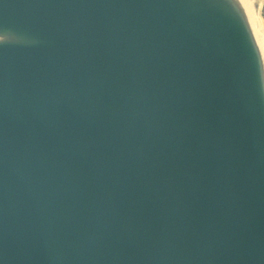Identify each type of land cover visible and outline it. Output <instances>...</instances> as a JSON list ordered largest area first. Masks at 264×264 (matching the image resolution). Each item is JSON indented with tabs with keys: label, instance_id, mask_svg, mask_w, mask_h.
Wrapping results in <instances>:
<instances>
[{
	"label": "water",
	"instance_id": "obj_1",
	"mask_svg": "<svg viewBox=\"0 0 264 264\" xmlns=\"http://www.w3.org/2000/svg\"><path fill=\"white\" fill-rule=\"evenodd\" d=\"M0 34V264H264L238 0H0Z\"/></svg>",
	"mask_w": 264,
	"mask_h": 264
},
{
	"label": "rangeland",
	"instance_id": "obj_2",
	"mask_svg": "<svg viewBox=\"0 0 264 264\" xmlns=\"http://www.w3.org/2000/svg\"><path fill=\"white\" fill-rule=\"evenodd\" d=\"M256 14L255 25L264 45V0H249Z\"/></svg>",
	"mask_w": 264,
	"mask_h": 264
},
{
	"label": "bare ground",
	"instance_id": "obj_3",
	"mask_svg": "<svg viewBox=\"0 0 264 264\" xmlns=\"http://www.w3.org/2000/svg\"><path fill=\"white\" fill-rule=\"evenodd\" d=\"M238 2L240 3V5L242 6L243 10L245 11V13L247 14L249 20H250V23H251V26L252 28L254 29V33L256 35V38L258 40V43H259V46H260V49L262 51V55L264 57V45L263 43H261L258 39V35L259 33L255 30L254 28V25H255V19H256V14L253 10V6L251 4V2L249 0H238Z\"/></svg>",
	"mask_w": 264,
	"mask_h": 264
},
{
	"label": "snow or ice",
	"instance_id": "obj_4",
	"mask_svg": "<svg viewBox=\"0 0 264 264\" xmlns=\"http://www.w3.org/2000/svg\"><path fill=\"white\" fill-rule=\"evenodd\" d=\"M6 40V36L3 34H0V42H3Z\"/></svg>",
	"mask_w": 264,
	"mask_h": 264
}]
</instances>
